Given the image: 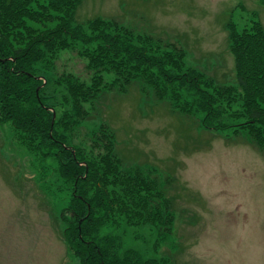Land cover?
<instances>
[{"label":"rangeland","instance_id":"obj_1","mask_svg":"<svg viewBox=\"0 0 264 264\" xmlns=\"http://www.w3.org/2000/svg\"><path fill=\"white\" fill-rule=\"evenodd\" d=\"M94 19L162 48H181L189 67L240 93L228 26L242 31L258 22L264 30V7L258 0H80L74 22ZM85 64L76 52H63L57 69L87 84L103 77ZM116 89L103 94L94 111V102L84 104L87 115L72 125L71 142L92 159L91 143L105 127L122 165L156 179L174 212L168 238L124 225L104 230L117 238L116 252L132 250L157 264H264V154L230 138L235 120L224 131L204 129L199 118L172 112L137 82ZM23 158L10 127L0 125V264H79L62 239L63 224L41 205L36 170ZM48 196L54 206V195Z\"/></svg>","mask_w":264,"mask_h":264},{"label":"trees","instance_id":"obj_2","mask_svg":"<svg viewBox=\"0 0 264 264\" xmlns=\"http://www.w3.org/2000/svg\"><path fill=\"white\" fill-rule=\"evenodd\" d=\"M79 2L0 0V125L10 127L23 159L36 170L41 205L63 224L62 239L79 264H157L132 250L119 255L117 238L103 231L124 225L168 238L171 201L156 179L122 165L105 127L91 143L92 159L71 142L70 129L86 117L85 103L94 102V111L107 91L137 82L172 112L199 118L204 129L224 131L235 120L230 138H243L264 154V30L258 22L242 31L228 26L237 93L189 67L181 48H162L112 21L75 23ZM63 52H76L86 70L103 77L87 84L74 73H59ZM233 104H239L235 111Z\"/></svg>","mask_w":264,"mask_h":264},{"label":"water","instance_id":"obj_3","mask_svg":"<svg viewBox=\"0 0 264 264\" xmlns=\"http://www.w3.org/2000/svg\"><path fill=\"white\" fill-rule=\"evenodd\" d=\"M37 91H38V90H37ZM54 118H55V114H54V112H53V117H52L51 125L53 124Z\"/></svg>","mask_w":264,"mask_h":264}]
</instances>
